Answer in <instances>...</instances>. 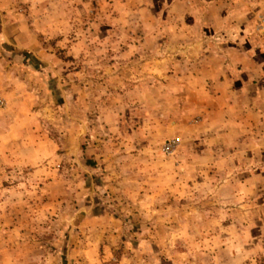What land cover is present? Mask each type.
Listing matches in <instances>:
<instances>
[{
    "label": "rangeland",
    "instance_id": "374dc122",
    "mask_svg": "<svg viewBox=\"0 0 264 264\" xmlns=\"http://www.w3.org/2000/svg\"><path fill=\"white\" fill-rule=\"evenodd\" d=\"M233 30L258 83L264 0H0L11 264H264V133L195 50Z\"/></svg>",
    "mask_w": 264,
    "mask_h": 264
},
{
    "label": "crops",
    "instance_id": "0c3cea01",
    "mask_svg": "<svg viewBox=\"0 0 264 264\" xmlns=\"http://www.w3.org/2000/svg\"><path fill=\"white\" fill-rule=\"evenodd\" d=\"M192 37L191 34H189L187 31H184L183 33V37L187 38V37ZM189 37V38H190ZM244 37V34H241L239 32H237L236 30H233L231 32H227L226 34H222V35H215L213 36V39L216 40H212L211 42L203 40L204 39V34L201 33H196V35H194L195 38V50L203 48V46L205 45H209L210 47L213 48H217L220 50L225 51V53H227L228 57L224 58V60H228L227 63H224L225 66H229V69H232L233 73V77L231 79L226 81V80H222L221 77L217 78L219 80L215 79V84L217 86L221 87H226V86H234L236 89V86H245L248 89V95L247 97L248 100L244 103V112L242 114L236 115L235 114H229L228 115V122L232 123L233 125L236 124L237 121L242 120L244 123V126L248 127V129H252L254 127L259 128L260 132L263 131L264 133V61L261 62L259 64V68L258 70L260 71V79L258 80V83H253V79H252V74L248 73L246 71H248L247 69L249 67L252 66L253 60H252V56L249 55L250 53V45H244L242 43H238V41L236 40V38H242ZM232 38L235 41H232ZM210 39V38H209ZM188 42H186L185 44H187ZM242 44V45H241ZM189 44L185 45L186 51H188L189 53L191 52L189 50ZM216 52V51H215ZM200 53H202V51H200ZM219 50L216 52V55L219 56ZM239 67L242 68V73L245 75H247V79L241 78L240 76L238 78H236V70H239ZM224 68V67H223ZM240 72V70H239ZM251 72V71H249ZM231 80V81H230ZM200 85H204V81L203 79H200L199 82ZM246 92V91H245ZM240 103H238L237 105H239ZM232 110L236 109V103H233L231 105ZM251 131V130H249ZM250 133V132H249ZM264 141V138H263ZM11 244V239L10 238H6L4 237L3 239H0V264H11L12 263V255L9 253L8 255H4L3 253L5 251H9V249L7 248L8 245ZM16 261H19L18 263L21 264V262H25L24 259L19 258L18 260H15V263H17ZM7 262V263H5Z\"/></svg>",
    "mask_w": 264,
    "mask_h": 264
},
{
    "label": "built area",
    "instance_id": "2783aa9c",
    "mask_svg": "<svg viewBox=\"0 0 264 264\" xmlns=\"http://www.w3.org/2000/svg\"><path fill=\"white\" fill-rule=\"evenodd\" d=\"M170 149V146L168 147ZM169 151V150H168Z\"/></svg>",
    "mask_w": 264,
    "mask_h": 264
}]
</instances>
